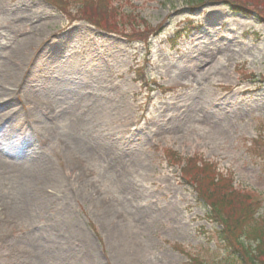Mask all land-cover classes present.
<instances>
[{"label":"rangeland","instance_id":"rangeland-1","mask_svg":"<svg viewBox=\"0 0 264 264\" xmlns=\"http://www.w3.org/2000/svg\"><path fill=\"white\" fill-rule=\"evenodd\" d=\"M77 1L0 0V264H219L204 171L264 223V0Z\"/></svg>","mask_w":264,"mask_h":264},{"label":"trees","instance_id":"trees-1","mask_svg":"<svg viewBox=\"0 0 264 264\" xmlns=\"http://www.w3.org/2000/svg\"><path fill=\"white\" fill-rule=\"evenodd\" d=\"M186 1L187 5L192 8L202 7L207 2L220 1L238 11L248 12L246 8L241 6L240 0ZM50 2L57 10L63 13L70 4L69 0H50ZM79 5L84 8H95L103 14L111 11V16L114 13V9L108 5L107 0H79ZM255 11L257 12V10ZM96 18L97 14L95 16L90 15L85 20L98 29L115 33V30L111 28L113 25L104 27ZM117 31L124 37L130 39H140L143 36L142 39L144 41L150 35L158 33L157 29L150 28L148 25H145L142 29L132 28L130 34H127L125 31H119L118 29ZM188 173L193 175L192 178H196L197 176L192 171ZM202 179L207 183L205 186L199 185L198 192L200 191L201 198L208 208L206 217L209 221L220 226L221 229L217 231L219 236L218 240L227 254V258H224L223 261L221 260L219 264H264V223L262 218L256 217L257 203L248 200L247 195L234 190L232 186L226 190H218L216 196L215 194L218 188L216 183L218 180L216 178H213V180L209 178L206 171L203 172ZM186 260L189 264L208 263L204 259L198 261L194 257H186Z\"/></svg>","mask_w":264,"mask_h":264},{"label":"bare ground","instance_id":"bare-ground-1","mask_svg":"<svg viewBox=\"0 0 264 264\" xmlns=\"http://www.w3.org/2000/svg\"><path fill=\"white\" fill-rule=\"evenodd\" d=\"M42 166H44V165H42ZM43 177V176H42ZM33 181H35V179H33ZM40 182V179L39 180H37V183H39Z\"/></svg>","mask_w":264,"mask_h":264}]
</instances>
